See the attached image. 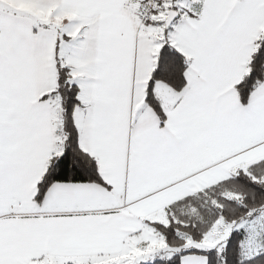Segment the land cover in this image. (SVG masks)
Instances as JSON below:
<instances>
[{"label":"snow or ice","instance_id":"6c2138e0","mask_svg":"<svg viewBox=\"0 0 264 264\" xmlns=\"http://www.w3.org/2000/svg\"><path fill=\"white\" fill-rule=\"evenodd\" d=\"M0 264H264V0H0Z\"/></svg>","mask_w":264,"mask_h":264}]
</instances>
